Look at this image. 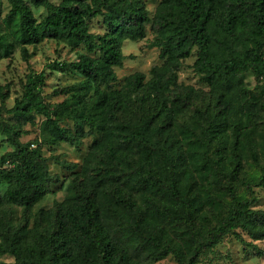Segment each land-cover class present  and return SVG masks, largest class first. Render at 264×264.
<instances>
[{
  "label": "trees",
  "instance_id": "16d2710c",
  "mask_svg": "<svg viewBox=\"0 0 264 264\" xmlns=\"http://www.w3.org/2000/svg\"><path fill=\"white\" fill-rule=\"evenodd\" d=\"M9 2L4 26L0 24V60L12 54L15 39L26 44L48 36L82 45L85 51L77 52L73 60H51L41 71L27 73L22 93L11 106L6 103L9 89L0 84V134L13 145L0 155V184L4 186L0 208L16 205L29 209L55 180L39 146L20 140L22 124L37 115L45 117L42 130L46 143L64 140L78 145L88 126L100 132L95 144H103L110 158L117 156L115 147L123 148L117 162L126 159L129 151L146 150L148 156H157L155 162L137 165L140 183L163 190L184 204L188 198L177 187L184 155L172 142L164 144L167 132L177 125L185 134L195 128L188 145L200 142L206 146L193 153L200 160L197 168L209 182L227 187L229 206L215 225L194 240L190 250L171 244L161 232L144 231L139 226L136 237L141 250L152 257L172 253L179 264H197L203 248L213 246L226 233L239 236L238 227L254 237H264V210L252 206L257 199L253 186L264 188V163L256 176H235L247 146L252 145L247 134L264 132V0H159L153 19L158 32L151 45L160 47L163 61L151 66L149 79L144 72L134 71L118 89L111 84L117 79L114 66H122L127 57L122 41L144 37L146 23L151 20L144 0H31L47 11L38 22L28 0ZM95 15L103 16L106 28L102 33L89 30L88 21ZM193 47L198 50L193 66L209 90L201 96L203 107L194 108L188 126L186 121L181 125L185 118L181 114L196 103L198 91L183 87L177 70ZM45 69L73 70L81 78L56 88L54 93L64 98L51 103L42 94ZM245 72L260 80L255 89L243 83ZM67 119L73 121L75 130L60 124ZM210 145L215 150L211 151ZM261 147L264 152V144ZM216 167L226 168L223 176L217 175ZM233 180L245 186L246 196L238 194ZM111 198L130 209L135 207L120 188L111 191ZM115 217L119 225L111 224L112 231L102 219L96 189L81 186L70 202L54 211L49 229L34 236L31 243L27 240L31 232L28 218L14 225L0 214V253L12 255L11 264H135L129 262L125 248L134 239H128L134 224L116 213ZM121 235H127L126 246L119 242Z\"/></svg>",
  "mask_w": 264,
  "mask_h": 264
},
{
  "label": "rangeland",
  "instance_id": "374dc122",
  "mask_svg": "<svg viewBox=\"0 0 264 264\" xmlns=\"http://www.w3.org/2000/svg\"><path fill=\"white\" fill-rule=\"evenodd\" d=\"M28 1L38 22L46 14V8L34 5L31 0ZM51 1L58 2L59 0ZM144 1L151 20L146 23L144 37L138 40L125 39L122 41V51L127 57L123 60L122 66H114L117 79L111 85L117 89L123 86L125 76L134 71L144 72L145 79H149L151 66L161 64L163 61L159 57L160 47L151 45L158 32L153 19L159 0ZM10 7L9 0H2L0 16L2 26H4L2 19ZM88 23L89 30L95 33H102L106 28L102 15L91 17ZM15 43L12 54L0 60V84L5 89H9V96L6 99L8 106L13 104L16 96L21 95L22 83L27 73L41 71L51 60H73L77 52L85 51L82 45L73 46L66 40H57L48 36L37 43L24 44L18 42L17 39ZM197 56L198 50L193 47L190 55L181 61L177 70L178 82L185 88L191 87L192 93L198 91L196 103L193 101L188 113L181 114L185 116L181 125L184 121L188 122V126L190 125L189 118L194 108L203 107L204 98L201 96L207 95L209 90V84L193 66ZM45 71L46 79L42 85V94L45 100L51 103L64 98V95L54 93L56 88L74 83L81 78V75L73 70L60 72L45 69ZM242 81L249 89H255L260 84V80L250 72L242 74ZM44 120V116L37 115L33 121L23 123L20 140L29 142L33 147L39 146L48 171L56 175L55 180L50 183L43 197L29 209L25 210L16 205H4L0 208V214L5 215L4 219L14 225L28 218L27 227L31 228V232L27 240L30 243L34 240V236H40L49 229L54 211L70 202L76 189L81 186L96 189L102 219L109 229L112 230L111 224L117 227L119 225V219L115 217V213L123 219H130L134 224L128 236L129 241L133 237L134 239L131 245L125 248L130 254L129 262L135 264H179L172 253L152 257L147 251L141 250V244L136 237V230H140L139 226L144 231L161 232L162 237L171 244L182 247L183 250H190L194 240L209 227L215 225L227 212L230 199L227 187L221 183L209 182L197 168L200 160L198 154L193 153L206 146H202L203 143L200 142H196L193 146L188 145L189 140L193 138L194 127L188 134H185L181 127L173 126L167 132L168 139L164 143L168 145L172 142V146L184 155V161L179 165L182 173L177 181V187L188 199L187 202L181 204L163 190L144 187L140 183L142 181L137 175V165L144 164V162H155L157 156L152 154L148 156L146 150L129 151L126 159L122 158L121 162H117L116 158L123 148L115 147L117 156L114 159L110 158L106 155L103 144H95V140L101 137L100 132L90 130L88 126L85 127V136L81 138L78 145L64 140L54 144L46 143L44 142V130H42ZM60 124L75 130L72 120L67 119ZM262 133L263 135H260L258 130H255L247 134L251 138L252 145L247 146L241 163L237 166L236 177H252L259 173L264 163V152L261 149L264 144V132ZM3 138L4 135L0 134V140L2 139L0 155L13 149V145ZM212 148L213 146L210 145L211 151L214 149ZM228 161L229 158L226 157L225 162L228 163ZM224 171L226 168L218 169L217 175L223 176ZM142 172L146 175L147 170L143 169ZM232 183L239 195L246 196L247 190L239 180H233ZM3 187L0 184V189ZM114 188L122 189L126 197L132 203L134 202L135 207L130 209L113 200L111 191ZM253 190L257 198L252 205L253 208L264 210V188L253 186ZM236 231L240 234L239 236L226 233L213 246L203 248L197 264H264V237H254L242 227L236 228ZM119 242L126 246L127 235H121ZM13 262L12 255L0 253V264Z\"/></svg>",
  "mask_w": 264,
  "mask_h": 264
}]
</instances>
